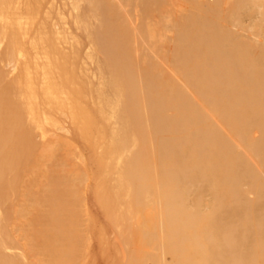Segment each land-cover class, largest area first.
Instances as JSON below:
<instances>
[{"label":"bare ground","instance_id":"1","mask_svg":"<svg viewBox=\"0 0 264 264\" xmlns=\"http://www.w3.org/2000/svg\"><path fill=\"white\" fill-rule=\"evenodd\" d=\"M45 2L0 0V42L7 40V61H17V51L26 48L21 34L25 18L31 22L29 33L34 28L33 48L39 49L43 43L53 46L51 33L40 28L48 16L62 13L52 10L54 7L45 10ZM99 2L94 0L74 22L93 28L99 21L103 45L112 51L105 57L97 52L87 54L79 42L74 44L70 62V54L61 51L56 57L47 52V57L52 67L72 73L73 82H79L72 91L71 114L78 124L83 120L90 123L85 129L89 140L101 135L107 150L119 146L121 155L133 165L130 171L115 168L109 172V164L103 161L99 176L110 177L118 187L123 177H134L135 188L128 192L132 190L133 200L138 201L135 208L143 224L142 237L157 241L159 235L164 252L159 258L148 253L141 257L151 264H264V0H231L226 9L221 8L220 0L209 7L195 2L177 23L178 50L170 59L183 66L198 99L170 83L157 66L146 67L143 70H154L149 73L150 106L132 103V115L126 117L122 115L125 98L121 91L137 84L141 77L137 70L141 69L134 64L116 90L108 88V70H122L120 62L111 61L121 48L122 41L115 40L121 24L112 13H101ZM235 27L249 30L250 35ZM5 60L0 53V178L12 165L4 148L15 130L24 126L22 113L9 106L22 104L28 109L38 98L35 59L21 67L16 79L8 78ZM89 82L94 83V106L78 107L79 93L87 90ZM66 84L65 79L58 84L49 76L44 97L51 107L61 106L58 89ZM145 125L154 127L156 135L142 157L136 158L132 152ZM159 195L166 197L163 235L156 231L155 199ZM115 213L112 211L118 218ZM0 264L24 263L0 250Z\"/></svg>","mask_w":264,"mask_h":264},{"label":"rangeland","instance_id":"2","mask_svg":"<svg viewBox=\"0 0 264 264\" xmlns=\"http://www.w3.org/2000/svg\"><path fill=\"white\" fill-rule=\"evenodd\" d=\"M230 1L220 0L221 8L229 7ZM93 2L46 0L45 10L51 11L54 7L52 10L58 9L62 13L48 16L40 28L51 33L52 47L43 43L39 49L33 48L34 28L29 33L31 22L26 18L21 32L26 48L22 52L17 51L14 56L17 61H7V40L0 42V53L5 54L7 62L4 67L9 70V79L19 78L21 67L32 58L38 72V98L33 104L27 106L28 109L18 102L21 105L9 106L22 113L24 126L15 130L10 144L4 148L12 165L0 178L3 241L0 250L5 256L21 258L24 264H151L141 255L148 253L159 258V254H164L159 235L157 241L155 238L146 241V237H142L143 224L135 208L138 201L131 195L135 188L134 177H123L118 187L110 177L99 176L103 161L109 164V172L115 168L130 171L133 165L121 155L119 146L114 145L107 150L101 135H93L89 140L85 129L90 123L83 120L78 124L71 114L72 91L79 82H73L72 73L58 66L52 67L47 57V52L56 57L61 51L70 54V62L74 44L79 42L87 54L97 52L105 57L112 51L103 45L99 21L93 28L85 24L80 27L74 22V17L85 14ZM195 2L209 7L216 0H100L101 8L98 10L104 14L112 13L121 24L115 39L122 41L121 48L116 49L111 61L120 62L122 70H108V88L116 90L117 83L132 71L134 64L141 69L137 70L141 77L129 90L133 97L128 89L124 90L126 93L121 91L125 98L123 116L132 115V103L150 106L147 103L151 102L152 88L149 73L154 70H143L146 67L152 69L157 66L170 83L182 87L191 99H198L183 66L170 59L178 50L175 46L179 37L177 23L195 7ZM235 28L245 36L250 35L249 30ZM83 35L85 40L81 41ZM121 54L125 58L121 59ZM15 63L17 67H14ZM49 76L58 84L64 79L67 82L58 89L63 105L60 103L61 106L56 105V108L51 107L44 97ZM90 77L96 82L92 73ZM93 86L94 83L89 82L87 90L79 93L81 103L78 107L94 106ZM155 135V128L145 125L132 156L141 158ZM152 170L155 174L154 168ZM128 189L132 190L128 192ZM163 189L164 186L160 187L159 193ZM165 205L166 197L159 195L155 199V215L156 231L161 235L165 233V227H162ZM112 211L116 212L115 215L118 212L119 217L115 218Z\"/></svg>","mask_w":264,"mask_h":264}]
</instances>
